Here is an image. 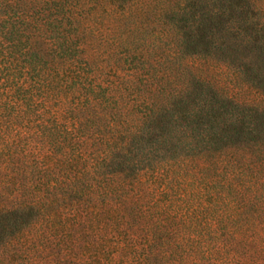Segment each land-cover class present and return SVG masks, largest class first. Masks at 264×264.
Masks as SVG:
<instances>
[{
    "label": "rangeland",
    "instance_id": "374dc122",
    "mask_svg": "<svg viewBox=\"0 0 264 264\" xmlns=\"http://www.w3.org/2000/svg\"><path fill=\"white\" fill-rule=\"evenodd\" d=\"M121 1L84 22L113 130L0 167V264H264V0H198L183 46L189 0Z\"/></svg>",
    "mask_w": 264,
    "mask_h": 264
},
{
    "label": "trees",
    "instance_id": "16d2710c",
    "mask_svg": "<svg viewBox=\"0 0 264 264\" xmlns=\"http://www.w3.org/2000/svg\"><path fill=\"white\" fill-rule=\"evenodd\" d=\"M107 1L113 4L119 0ZM197 1L189 0L184 5L183 1L178 9L168 11L173 14L172 26L181 34L180 46L187 44V24L189 29L193 19L183 18L184 11L191 10ZM96 3L97 0H0V167L17 166L23 153L36 149L56 151L64 143L56 139L54 132L63 131L62 124L69 121L80 122L83 130L88 126V132L113 130L117 119H112L109 107L118 87L112 77L109 81L107 77L102 89H97L101 87L92 71L93 56L84 55V22L92 17ZM89 35L93 37L94 31ZM202 36L198 42L204 39ZM111 58L107 54V61ZM182 100L184 108L186 103ZM160 112H146L142 119L155 123ZM133 131H129V137ZM128 143L123 141L117 150L126 151ZM70 144L76 143H66ZM122 173L123 169L117 174ZM36 199H31L30 209L37 208ZM30 218L28 215L16 225L19 230ZM5 228L0 229V238L12 232Z\"/></svg>",
    "mask_w": 264,
    "mask_h": 264
}]
</instances>
